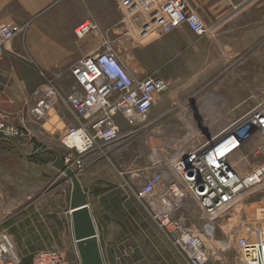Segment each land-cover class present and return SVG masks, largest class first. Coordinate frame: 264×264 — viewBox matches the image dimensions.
<instances>
[{"label":"built area","instance_id":"2783aa9c","mask_svg":"<svg viewBox=\"0 0 264 264\" xmlns=\"http://www.w3.org/2000/svg\"><path fill=\"white\" fill-rule=\"evenodd\" d=\"M111 1L122 12L125 22L142 23V36L148 29L166 34L181 25L197 36L209 32L188 0ZM24 29L25 26L15 23L0 24V58L6 45ZM95 30L97 25L86 21L75 27L74 35L83 38ZM40 73L44 81L32 90L26 116L20 118V125L16 127L0 120V136L22 135V131L27 130V121H43L60 100L75 117V124L66 128L60 137L66 149L63 161L73 171L88 165V156L94 160L107 157L120 145H129L125 137L133 132L123 134L120 119L132 125L149 124L154 101L168 89V82L155 74L144 77L131 74L107 39L96 52L71 66L72 83L67 93L61 91L54 78ZM246 156L259 161L245 172L238 162ZM168 165L169 174L152 171L136 184L134 195L187 264H204L210 253L202 236L184 223L185 218L175 214L190 197L206 222L207 233L209 226L228 214L239 200L264 187V100L203 143L171 158ZM236 243L239 264H264V226L250 225L247 234L238 236ZM0 264L66 262L59 250L42 249L25 263L10 236L0 233Z\"/></svg>","mask_w":264,"mask_h":264},{"label":"crops","instance_id":"0c3cea01","mask_svg":"<svg viewBox=\"0 0 264 264\" xmlns=\"http://www.w3.org/2000/svg\"><path fill=\"white\" fill-rule=\"evenodd\" d=\"M188 4L209 29L207 34L197 36L181 25L166 34L148 29L142 36L139 32L142 23L125 22L122 12L111 0H0V24L10 22L25 26L24 31L6 45L0 58V120L13 126L18 124L20 113L24 112L19 104L29 101L32 90L44 81L40 72L54 78L61 91L67 93L72 83L71 66L96 52L107 39L131 74L136 77L155 74L168 82V88L178 87L182 109H186L188 96H200L195 114L186 115V122L196 121L207 126L221 118L228 121L229 112L255 93L260 78L252 76V58L241 51V44L235 48L228 40L240 38L244 17L252 11L260 13L262 9V14L254 20L259 26L264 24V0H188ZM86 21L94 22L97 30L76 38L75 27ZM29 62L34 63L38 71L31 68ZM206 96L212 100L208 102ZM160 97L152 105L151 111L155 114L151 117L160 118L165 110ZM51 111L52 114L38 123V132L42 138L48 137L49 143L40 145L38 142V147L22 152L30 158L23 161L25 169H33L26 170L30 176L26 180L19 181L25 174L9 170L7 161L6 153L18 154L21 150L17 147L2 150L7 142L14 144L15 141L0 136V204L8 200L9 182L18 186L22 182L34 185L37 181L38 188L43 189L57 177L59 171L53 166L55 158L51 163L48 159L54 155L51 151L58 153L54 145L66 128L75 124V117L60 100ZM29 127L31 132L37 130V124L29 122ZM37 154L38 166L31 158ZM92 159L88 156V166L94 163ZM92 169L101 170L98 165ZM42 205H49V211L41 212L48 217L43 218L44 225L38 228V251L58 249V217H54L57 201L42 199L38 206ZM9 235L16 240L15 233ZM17 249L21 255L26 253L22 246Z\"/></svg>","mask_w":264,"mask_h":264},{"label":"rangeland","instance_id":"374dc122","mask_svg":"<svg viewBox=\"0 0 264 264\" xmlns=\"http://www.w3.org/2000/svg\"><path fill=\"white\" fill-rule=\"evenodd\" d=\"M253 12L244 17L240 38L237 34L238 38L228 40V44L235 48L241 44V51L243 49L246 56H251L252 76L260 77L258 88L255 93L247 96L243 104L229 112L228 121L221 118L218 122L207 126L197 124L196 121L186 122L184 120L186 115L195 114L200 96H188L190 99L186 109H182L180 105L182 95H179L178 87L169 86L160 97L165 109L160 113V118L152 116L147 125H132L120 119L122 133L133 132L129 137H125L130 142L129 145H120L107 157L95 159L92 165H86L82 170H74L86 193L105 264H187L164 232L153 222L144 204L135 197L134 189L137 183L154 170H162L169 174L168 161L171 158L181 155L187 148L203 143L230 121L237 119L259 101L264 100V24L259 26L254 20L260 13L262 14V9L260 13ZM29 64L31 68L38 71L34 63L29 62ZM205 99L208 102L212 100L207 96ZM29 104L30 100L19 104V108H24L20 118L26 116ZM153 113L151 111L152 115ZM210 113L211 110L208 114ZM154 118H157V121H154ZM19 120L16 126L20 125ZM27 122V130L22 131V135L12 137L14 144L7 142L8 145H3L2 148V150L6 148L10 151L17 147L21 150L17 152L18 154L12 151L10 154L6 153L7 161L10 163L9 170L25 174L19 181L30 177L26 174V170H33L25 169L23 161L30 158L25 157L22 152H29L30 147L36 148L39 143L40 145L49 143L48 137L42 138V134L38 132V123L41 122L32 120ZM29 122L37 124V130L31 132ZM54 146L63 159L66 149L60 140ZM31 158L35 159V164L38 166V154ZM53 158L55 156L50 155L48 161L51 163ZM258 161L246 156L239 159L238 165L242 171L246 172ZM97 165L101 170L92 169ZM34 170L36 172L38 167ZM57 173L52 183L50 182L43 189L38 188L37 181L34 185L22 182L23 184L19 183L18 186L9 182L8 200L5 199V202L0 204V233L8 235L15 233L16 240L10 238L25 263L29 262L34 252L38 250V228L43 227L42 220L48 217L41 212L49 211V205L40 207L38 202L52 198L58 204L57 215L54 216L58 217L59 230V244L56 250L63 254L66 264H80L70 227L71 182L60 171ZM263 212L264 187L249 193L247 197L239 200L228 214L216 219L213 223L215 228L213 238L219 242L227 241V246L223 244V248L214 246L207 239L206 222L190 197L184 200L183 208L176 212L175 216L185 218L184 223L202 236L210 253V257L204 264H239L237 237L246 235L250 225L264 226ZM47 226L49 227L48 221ZM21 246L26 252L23 255L17 249Z\"/></svg>","mask_w":264,"mask_h":264},{"label":"water","instance_id":"95a60500","mask_svg":"<svg viewBox=\"0 0 264 264\" xmlns=\"http://www.w3.org/2000/svg\"><path fill=\"white\" fill-rule=\"evenodd\" d=\"M53 166L71 182L69 215L74 246L80 264H104L94 219L88 206L86 193L76 175L56 151H51Z\"/></svg>","mask_w":264,"mask_h":264},{"label":"bare ground","instance_id":"6f19581e","mask_svg":"<svg viewBox=\"0 0 264 264\" xmlns=\"http://www.w3.org/2000/svg\"><path fill=\"white\" fill-rule=\"evenodd\" d=\"M173 160V159H172ZM78 177V176H77ZM81 183V182H80ZM90 209V208H89ZM91 212V211H90ZM92 214V213H91ZM93 217V216H92ZM94 219V218H93ZM94 223H95V221H94ZM95 226H96V224H95ZM96 231H97V229H96ZM214 231H215V228H214V224H211L210 226H209V229H208V231H207V239L214 245V246H216V247H218V248H223V244L224 243H222V242H219V241H216L213 237H214ZM97 235H98V233H97ZM98 239H99V237H98ZM100 243V242H99ZM103 257V256H102ZM104 261V260H103ZM105 264V263H104Z\"/></svg>","mask_w":264,"mask_h":264}]
</instances>
